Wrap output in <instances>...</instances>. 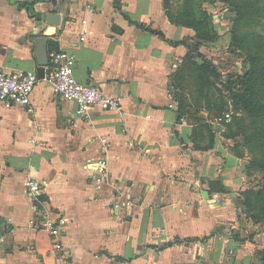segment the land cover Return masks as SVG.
I'll list each match as a JSON object with an SVG mask.
<instances>
[{"label":"crops","instance_id":"crops-1","mask_svg":"<svg viewBox=\"0 0 264 264\" xmlns=\"http://www.w3.org/2000/svg\"><path fill=\"white\" fill-rule=\"evenodd\" d=\"M164 1L0 0V69L39 73L65 51L78 82L123 105V115L95 108L83 120L43 80L32 112L0 104V264H261L264 231L241 216L242 158L225 148L223 126L210 122L206 148L207 133L178 117L173 78L195 32ZM99 157L108 179L97 185ZM32 177L44 182L39 212L62 220L60 252L28 225ZM117 200L130 206L112 209Z\"/></svg>","mask_w":264,"mask_h":264},{"label":"rangeland","instance_id":"rangeland-1","mask_svg":"<svg viewBox=\"0 0 264 264\" xmlns=\"http://www.w3.org/2000/svg\"><path fill=\"white\" fill-rule=\"evenodd\" d=\"M229 1L235 2L236 0H169L170 12L173 14L181 12L187 6L191 8L196 18L201 20L207 18L210 26L215 30L216 38L219 37V40L217 39L218 42L214 45L209 42L204 43L199 52H203L208 57L207 59L211 60L214 68L223 77L237 76L243 72L246 57L250 51L261 52L264 50V0H237L245 5L252 4L256 6L255 10H261V13L258 15L253 14L252 18L247 22L236 23L229 21V19L235 17V12L229 6ZM187 2L188 4H186ZM227 16L230 18H227ZM232 32L236 34L239 40V45L237 46L232 44ZM193 41V43H196L198 39L194 37ZM195 78L194 66L185 62L181 63L173 81L175 86L174 94L176 98L182 99L186 114L198 127L206 121H214L217 116L216 106L222 101H227L233 117L240 118L239 127H232V130L225 129V132H231L237 136L231 139L225 138L223 135L224 146L233 156L239 159L242 158L241 167L245 168L247 173L240 192V199L242 200L241 216L250 226L256 225L257 230L261 227L264 231V217L261 218L262 212L260 210V204L264 205V202L261 201L255 207L257 204L256 200H254L255 197L250 195L252 207L246 212L243 208L244 192L253 191V193H256L264 189L263 172L257 168L249 169L247 167L251 161L260 160L264 157V139L255 140L250 146L246 145L244 131L250 130V120L243 112L236 113L230 105L224 89L217 83L215 86H205L207 87L206 95L205 97H200L201 95L196 89Z\"/></svg>","mask_w":264,"mask_h":264},{"label":"trees","instance_id":"trees-1","mask_svg":"<svg viewBox=\"0 0 264 264\" xmlns=\"http://www.w3.org/2000/svg\"><path fill=\"white\" fill-rule=\"evenodd\" d=\"M229 2V6L232 7L235 12V17L229 19V21H233L234 23L242 21L247 22L252 18L253 14L258 15L261 13V10H255L256 6L252 4L245 5L237 0L235 2ZM186 4H188V2ZM164 7L167 10L168 18L171 19L174 24L194 30L195 37L198 39L196 43L187 45L189 52L188 55L183 58L182 63L185 62L194 66L196 73V89L197 92L200 93V97H205L206 95L205 91L207 87L205 86H215L217 83V85L224 89L227 99L230 101V105L236 113L243 112L251 122L250 130H247V132L244 131L246 135V145L250 146L255 140L264 139V50L261 52L250 51L247 54L242 73H239L237 76L223 77L214 68L211 60L199 53V47L201 45L206 42H212L216 38L215 30L210 26L207 18L203 20L196 18L191 8L187 6H185L181 12L173 14L170 12L169 0L164 1ZM160 36L163 38L162 35ZM175 43L178 45L181 42ZM232 44L234 46L239 45V40L234 32H232ZM176 100L178 117L184 116L186 113L185 105L181 98H176ZM216 108L217 116L215 118L220 117L224 112L229 110L227 101L220 102V104H217ZM235 118L236 117H233L232 113L231 122L229 124H220L224 128L223 135L225 138L233 139L237 136L234 133L225 132L226 128L232 130V127L240 126V118ZM200 126L197 127V130L201 129L207 133L206 137L208 143L206 148L213 146L216 127L209 121L204 122ZM247 167L249 169L257 168L264 174V157L260 160L251 161L248 163ZM217 189L219 192L229 193L228 188L223 185L217 186ZM250 195L255 197L254 200H256L257 203L255 207H257L261 201L264 202V189L256 193H253V191L244 192L243 208L245 212L252 207ZM260 210L262 212L261 218H263L264 205L260 204ZM260 254L261 264H264V250L260 252Z\"/></svg>","mask_w":264,"mask_h":264},{"label":"built area","instance_id":"built-area-1","mask_svg":"<svg viewBox=\"0 0 264 264\" xmlns=\"http://www.w3.org/2000/svg\"><path fill=\"white\" fill-rule=\"evenodd\" d=\"M83 25L81 41L84 40L86 30L84 26L87 24L86 19L81 20ZM49 66L42 72L35 71H3L0 69V104L4 107H12L20 105L25 107L28 112H32L31 94L35 85L43 80L54 93L64 100L75 102L76 115L83 120H89L93 109L99 111H116L123 115V105L119 96L104 94L92 84H83L78 82L73 74L74 56L65 51H51L48 55ZM175 102L169 105V108L175 107ZM232 113L230 110L224 112L220 117L214 119L216 124H229L231 122ZM182 120V117L180 118ZM101 143V151L105 153L107 150V139H99ZM98 165V175L95 178L97 185L103 184L108 179L107 162L104 157H99L95 161ZM24 193L34 203V210L37 214L29 221V227L35 231L45 232L51 243L53 252H60L63 248L60 240L62 229V220L54 219L48 214H41L36 207L37 204H43L44 200V182L37 178H29L24 187ZM122 206H130L129 201L117 200L112 209H119Z\"/></svg>","mask_w":264,"mask_h":264},{"label":"water","instance_id":"water-1","mask_svg":"<svg viewBox=\"0 0 264 264\" xmlns=\"http://www.w3.org/2000/svg\"><path fill=\"white\" fill-rule=\"evenodd\" d=\"M231 12V11H230ZM230 16V14H229ZM227 16V18L229 17ZM230 18V17H229ZM45 21L49 24H52V25H57L58 22H59V16L58 14H47L46 17H45ZM45 56V59H47V56L44 54ZM40 60H43V58H41ZM246 175V174H245ZM207 195V194H206ZM232 197H235V194H232ZM236 202V201H235Z\"/></svg>","mask_w":264,"mask_h":264}]
</instances>
